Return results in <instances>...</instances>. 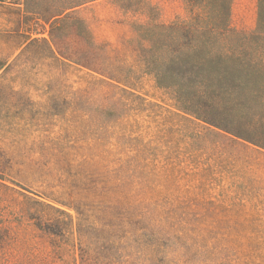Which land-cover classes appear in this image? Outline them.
<instances>
[{
  "label": "rangeland",
  "instance_id": "obj_1",
  "mask_svg": "<svg viewBox=\"0 0 264 264\" xmlns=\"http://www.w3.org/2000/svg\"><path fill=\"white\" fill-rule=\"evenodd\" d=\"M196 11L0 0V264H264V150L208 123H264V75L246 61L240 86L187 103L203 121L146 63L187 52L171 25ZM230 23L264 64L259 0Z\"/></svg>",
  "mask_w": 264,
  "mask_h": 264
},
{
  "label": "trees",
  "instance_id": "obj_2",
  "mask_svg": "<svg viewBox=\"0 0 264 264\" xmlns=\"http://www.w3.org/2000/svg\"><path fill=\"white\" fill-rule=\"evenodd\" d=\"M231 1L185 0L191 10L197 9L195 15L189 21L178 19L172 23L171 27L176 33L172 40L189 38L184 43L188 47L187 52L179 49L174 50L169 58L168 66L152 65L153 60L149 58L146 61L150 68L149 71L156 77L158 85L174 90L177 94L176 99L184 103L181 109L198 119H202L203 116L196 108H191L187 103H191L192 100H196L198 95L203 94H209L215 98L220 97L225 92L227 94V91L230 92L236 86H240L236 81L244 74L241 67L247 63L246 61L255 62L257 69L254 71L264 75V64L259 62L260 57L257 58L255 54L256 59H253L250 40L252 34L237 31L231 27ZM66 10L58 15L66 13ZM259 24L255 32H261V26L264 24V0H259ZM153 28L152 24H146L141 28L142 33L146 36L144 39L149 43L152 41ZM199 30H203L205 33L193 37L192 35ZM151 50L149 49V51ZM223 63H231L234 68L222 67ZM254 92L256 91L253 90ZM213 121L218 122L208 123L231 134L238 140L251 143L264 150V123H260L259 127L256 126L257 123L248 124L251 127L250 130L240 129L232 132L222 124L231 123L229 120H217L216 118Z\"/></svg>",
  "mask_w": 264,
  "mask_h": 264
}]
</instances>
